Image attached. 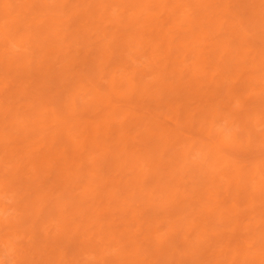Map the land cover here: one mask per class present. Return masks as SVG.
<instances>
[{"label":"bare ground","instance_id":"bare-ground-1","mask_svg":"<svg viewBox=\"0 0 264 264\" xmlns=\"http://www.w3.org/2000/svg\"><path fill=\"white\" fill-rule=\"evenodd\" d=\"M260 64L264 0H0V159L23 194L6 220L29 222L21 235L37 240L6 239L21 264H264V133L251 128L264 123ZM99 207L127 211L123 229ZM156 221L166 243L141 229ZM51 244L57 257L30 258Z\"/></svg>","mask_w":264,"mask_h":264},{"label":"rangeland","instance_id":"rangeland-1","mask_svg":"<svg viewBox=\"0 0 264 264\" xmlns=\"http://www.w3.org/2000/svg\"><path fill=\"white\" fill-rule=\"evenodd\" d=\"M47 1H51V0H47ZM72 4H73V1L70 2V6ZM51 13L52 14H59V15L61 14V12L58 8H54L51 11ZM38 17H41V16H38ZM108 21L109 20H103L102 19L99 22V25L101 27L103 26L105 28H111V27L114 28L115 25H111V24L107 25ZM112 22L116 23V19H113ZM40 25H41V20L39 19L35 22L34 27H38ZM92 33H93V39H96L97 38L96 33L94 31ZM241 39H242V37H241ZM23 44L24 43L22 41H15L14 43H9L8 44L9 47H7L8 51L13 52V53H19V52H21L22 49H24ZM139 60H141V62L143 63L144 57H140V58H136L134 60H130L129 63L131 65H138V67H140L139 66ZM189 60L190 59H188V61ZM259 67L261 69H264L263 68L264 65L260 64ZM16 76H19V71H14L10 75V77H13V78H15ZM148 77H151V75L145 76V78H148ZM35 80H36L35 77L31 76L30 78H28L24 81H21V80L18 82L16 81V82H14V84L21 86V85H27L30 83L29 84V86H30L35 82ZM261 81H264V79ZM84 93H85L84 90H79L77 92L80 102H81V100L85 99V98L82 99ZM14 100L17 101V98H14ZM230 100H232L233 102H231L232 109L230 110L229 113L232 115L240 113L239 111L242 110L240 108V101H238L236 98H233ZM246 102L248 103L249 101H246ZM66 104L70 105V99L66 100ZM162 107L164 110L167 109L166 106H162ZM239 119L241 120V118H239ZM164 120L166 122H170L168 117L167 118L164 117ZM220 124L223 127L224 131L226 133H228L229 129L227 128L226 123L221 121ZM251 128H252V133L254 134L253 138H255V139L257 138L258 135H261L264 133V123H262L260 125H255V126L253 123ZM75 139H77V137H75L74 140ZM260 143H261V141H260ZM263 146H264V143H263ZM240 153L241 152L239 151V149L235 148V149H232L231 151H229L228 155L232 159H238L239 160V159H241ZM96 154L97 153H93L89 156L84 157V158H88L87 162L84 164L87 166L92 164V161H93L92 156H96ZM256 155H257V153L251 151L249 153H246L243 158L246 160H250V159H253ZM233 164H235V163H233ZM5 166H6V164H4L2 162V160L0 159V217L2 220H4V223L0 227V264H21V258L23 257L22 256L23 253H21L20 249L18 250V248L12 247V245L9 242H7L6 239L11 238L18 246H26L28 244H33L35 247H37L36 243H32V242H36L37 240H36V238H33L32 234H27V235H23V236L21 235L26 230L25 228L28 226L29 222H27L24 226H21V225L17 226L18 224H14L15 226H9L8 225L9 220L7 222L6 219H11L12 223L15 221L13 217L15 215H17V207H18L17 205H18V202L21 200V198H23V194H22V190H20V188L17 190H13L11 187H9L7 179H6V175H5L7 173ZM138 168H141V166H139ZM221 168L222 167L219 166L216 168V170L220 171ZM228 182H229V180H223V179L220 180V183L224 186L227 185ZM14 183H15V185H20L21 184L20 178L15 179ZM101 183H103V182L102 181L99 182V184H101ZM132 208H133V206H131L130 204L127 205L126 210L129 211L128 214L131 213ZM125 212H127V211H125V210L123 211V209H122L121 214H119L117 209H104L103 207H99V210L97 211V216L100 218H105L106 224L108 223V225H110L111 228L119 230L120 228L123 229L124 222L122 221L121 215L122 214L125 215ZM39 213H41V216L35 217L36 221L38 223H39V220L41 219L42 215L44 214V211H40ZM79 215L80 214L77 213L76 217L79 218L80 217ZM196 219H197V217H196ZM57 222H58V220L55 218L48 220L45 224L46 230L52 229V228L54 229ZM142 227H141L142 230H146V231L150 232L155 243H160V242L166 243L167 239L169 238V236H171V233H172L169 227L164 226V228H163L162 224L158 221L152 222L151 224L146 225V226L144 225ZM160 227L162 229H160ZM230 227L231 226H229V225L224 226L225 230H229ZM192 230H193V228H192V226H190V228L186 232H191ZM231 234L234 235V233H230L228 231L225 232V235L227 237L230 236ZM138 235H140V233ZM121 236L123 239L126 238V235L122 234ZM185 237H187V236H185V235L180 236V238H185ZM118 247H119V245L112 242L110 250L112 252H114L115 249H117ZM57 250H59L58 244H51L46 250H45V248H38L35 250H31L30 251V258L34 261H37V262L39 260H42V259L49 260V258L52 255H54V253H56L54 251H57ZM93 255H94L93 251H85L82 254H80L78 256V258L87 259V258L92 257ZM106 255H108L107 251H105V253H104V256H106ZM122 255H124V254H122ZM56 257H57V253H56ZM67 258H68V255L64 259H62L59 264H65L64 261ZM47 263L48 264H55L52 260H49Z\"/></svg>","mask_w":264,"mask_h":264}]
</instances>
